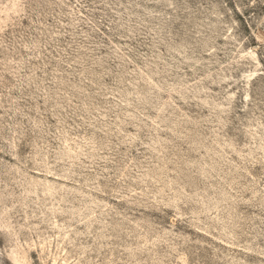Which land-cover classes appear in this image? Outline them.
<instances>
[{
    "label": "rangeland",
    "instance_id": "1",
    "mask_svg": "<svg viewBox=\"0 0 264 264\" xmlns=\"http://www.w3.org/2000/svg\"><path fill=\"white\" fill-rule=\"evenodd\" d=\"M0 264H264V0H0Z\"/></svg>",
    "mask_w": 264,
    "mask_h": 264
}]
</instances>
